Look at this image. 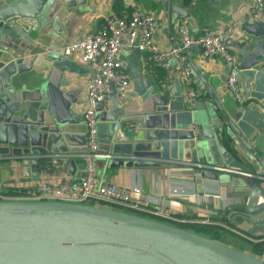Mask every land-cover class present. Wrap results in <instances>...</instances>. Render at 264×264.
<instances>
[{
  "label": "water",
  "instance_id": "water-1",
  "mask_svg": "<svg viewBox=\"0 0 264 264\" xmlns=\"http://www.w3.org/2000/svg\"><path fill=\"white\" fill-rule=\"evenodd\" d=\"M85 2L0 0V159L21 162L27 181L42 172L59 174L58 169L66 184L76 186L86 175L88 130L78 110L85 103L84 86H73L64 75L70 68L64 57L43 76L21 45L32 29L63 40L66 13ZM162 6L167 36L178 17L186 18L193 31L199 28L187 8L172 0ZM240 30L246 38L239 44V82L247 104L241 106L223 84H215V75L191 55L186 65L198 86L193 102L187 93L184 97L173 58V97L146 80L124 103L112 83L110 99L97 106L99 123L106 127L100 140L105 150L97 153L111 154L96 158L98 176L105 177L107 168L176 163L197 171L198 193L217 185L226 192L249 190L247 183L256 187L257 176L264 189V115L249 103L264 106V19L244 17ZM235 169L253 170L256 177L245 179ZM239 217L253 231H264V208L228 213L230 220ZM0 264H264V252L99 203L0 198Z\"/></svg>",
  "mask_w": 264,
  "mask_h": 264
},
{
  "label": "crops",
  "instance_id": "crops-1",
  "mask_svg": "<svg viewBox=\"0 0 264 264\" xmlns=\"http://www.w3.org/2000/svg\"><path fill=\"white\" fill-rule=\"evenodd\" d=\"M116 1L122 3V15L127 16L133 9L140 8L144 11L153 12L158 17L156 39L161 46L168 47L178 38L179 22L184 19V17L171 20L169 34L167 36L162 30L164 7L161 1L145 0L147 2L145 3L144 0H86L85 4L78 5L74 9H69L66 13L64 17L65 37L63 40L53 39L46 35L38 34L37 30L32 29L28 33H25L28 37V41H24L21 44L23 49L26 50L25 54L28 59L36 64L43 76L48 75L52 65L64 57L70 64V68L66 69L64 75L72 80L73 86H84L82 96L85 102V80L92 72V67L90 64L82 61L77 55L64 56L62 54V48L67 42L73 39L96 32L105 19L116 14ZM172 1L190 11V14L199 25V28L194 31L195 33H200L208 28L213 30H227L232 28V31L227 36L226 43L232 51L239 54V44L246 38V33L240 30V20L243 19L245 10L253 5L254 0H239L235 4L233 0ZM142 2L146 5H143ZM202 51V46H192L188 52H186L187 62L191 55L196 64L207 70L209 74L215 75L217 79L215 84L218 86L223 84L226 90V81L229 72L228 66L220 57L203 59L201 56ZM118 57L128 66L131 79V92H134L136 86L143 87L146 80L151 82V84L159 90L160 86L156 77V73L158 72L150 61L148 52L136 53L134 51H125L120 53ZM192 83L197 89L198 86L193 81ZM172 87L170 91L166 93L169 97H173ZM182 90L185 97L187 87L183 82ZM249 103L256 106L264 115V106L260 102L250 101ZM84 107L85 103L78 108L82 115ZM107 107H110L109 104ZM105 131L106 127L104 124L98 123L99 141L102 140ZM101 145L102 144L99 142L97 151L105 150L103 149V145ZM241 160L244 161L243 158H241ZM235 171L242 174L245 179H253L256 177V173H254L253 170L243 171L235 169ZM196 172L197 171L192 166L176 163L167 164L163 168H107L106 176L102 177L105 181L115 182L125 188L141 185L148 199L153 200L155 203L165 204L168 210L165 215L154 214L151 212V208L154 205L153 203H150V206L141 205L139 207H125L112 202H104L102 205L124 209L131 213L164 220L178 225L179 223L175 221L174 218H171V216L185 218L187 222L181 225L188 229L232 244L236 247L262 254L264 249L259 252L254 250L253 246L254 243L257 244L264 241V231H253V225L244 218L239 217L236 220L228 219V213L233 209L257 211L264 208V189L261 187L262 181L260 178H258V176L254 178L256 180V187L252 186L251 183H247L250 186L249 190H232L226 192L221 190L216 184L217 186H215V188L209 189L206 187L204 193H198L194 183ZM57 173L59 174L50 175L42 172L38 179L27 181L23 177L24 173L21 162L18 160L0 159V194L11 196L17 191L35 192L37 191L38 185L45 180L54 184H62L65 182V174L58 172V169ZM66 176V178H69L71 175ZM204 230H211L212 233ZM242 232H245L244 234L247 233L248 237H243L244 234ZM220 234H224L226 238L221 237ZM229 238H235L240 242L249 244L250 242L247 240H254V243L253 245L250 244L251 246H247L245 244L235 243V240Z\"/></svg>",
  "mask_w": 264,
  "mask_h": 264
},
{
  "label": "built area",
  "instance_id": "built-area-1",
  "mask_svg": "<svg viewBox=\"0 0 264 264\" xmlns=\"http://www.w3.org/2000/svg\"><path fill=\"white\" fill-rule=\"evenodd\" d=\"M244 17L264 19V0H254L253 5L245 10ZM157 26L158 17L153 12L135 8L127 16L113 14L105 19L96 32L73 39L63 46L64 56L77 55L92 67V72L85 80L86 102L83 109L88 130L86 175L76 186L66 183L54 184L45 180L38 185L35 192L11 196L0 194V198L57 199L99 204L112 202L125 207L150 206V203H153L152 213L167 214V206L148 199L141 185L125 188L115 182H107L97 175L95 162L96 158L102 155L97 153L99 142L97 106L102 100L110 99L112 83L121 102L129 103L133 99L130 95L131 79L128 66L119 59V54L133 51L134 48H138L141 52H148L153 65H159L164 69V73L158 72L156 77L160 92L165 94L170 91L175 79L174 69L169 59L177 60L180 78L187 87L189 100L193 102L197 98L198 90L193 86L191 72L186 65V52L194 45L202 46L203 59L220 57L228 66L227 89L241 106L246 105V102L238 82L242 59L226 43L232 28L227 30L208 28L195 33L190 22L184 18L179 22L178 38L172 45L163 47L156 39ZM193 128L197 129V126L194 125ZM102 156L108 157L111 154ZM171 218H174L179 225L187 222L185 218L172 216Z\"/></svg>",
  "mask_w": 264,
  "mask_h": 264
},
{
  "label": "trees",
  "instance_id": "trees-1",
  "mask_svg": "<svg viewBox=\"0 0 264 264\" xmlns=\"http://www.w3.org/2000/svg\"><path fill=\"white\" fill-rule=\"evenodd\" d=\"M122 10H123L122 3L120 1H116L115 2V11H116V14L122 15V13H121ZM196 33H199V32H196ZM155 68H156L157 72H159L160 74H163L164 73V69L161 66L156 65ZM20 193L21 194H27V193H30V192H27V191L18 192L17 191L15 194H20ZM253 249L256 250V251H259V252L262 251L264 249V241H262L260 243H257V244H254Z\"/></svg>",
  "mask_w": 264,
  "mask_h": 264
},
{
  "label": "rangeland",
  "instance_id": "rangeland-1",
  "mask_svg": "<svg viewBox=\"0 0 264 264\" xmlns=\"http://www.w3.org/2000/svg\"><path fill=\"white\" fill-rule=\"evenodd\" d=\"M164 1H165V0H161V2H162L161 4H162V5H163V2H164ZM144 2L147 3L145 0H144ZM144 2H142V4H143V5H146ZM99 142H100V141H99ZM99 142H98V143H99ZM204 231H207V232H209V233H212L211 230H204ZM242 233H243V232H242ZM244 233H245V232H244ZM244 233H243V234H244ZM233 234H236V233H233ZM220 235H221V237L226 238V236H225L224 234H220ZM236 235L239 236L238 234H236ZM243 237H245V238L248 237V236H247V233L244 234ZM229 239H233V240H235V243L245 244V245H247V246H251V245H253V243H254V240H247V241L250 242V244H251V245H250L249 243H246V242H240L239 240H237V239H235V238H229ZM254 244H255V243H254Z\"/></svg>",
  "mask_w": 264,
  "mask_h": 264
}]
</instances>
